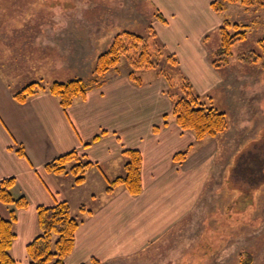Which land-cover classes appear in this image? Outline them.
<instances>
[{
    "label": "rangeland",
    "instance_id": "obj_1",
    "mask_svg": "<svg viewBox=\"0 0 264 264\" xmlns=\"http://www.w3.org/2000/svg\"><path fill=\"white\" fill-rule=\"evenodd\" d=\"M213 1L209 8L220 20L218 27L224 21L237 24L235 33L244 31L246 36L234 42L226 63L218 68L214 65L219 59L213 57L219 46L218 27L201 36L199 51L206 54L202 62L182 68L168 51L164 34L173 36L176 31V16L170 12L174 3L169 0H0V81L6 87L39 83L47 91L54 83L81 80L90 90L95 87L97 58L116 36L130 32L154 39L172 55L177 62L172 83L185 79L203 100L224 112L228 122L221 135L201 140L204 144L197 150L208 157L191 159L183 168L190 173L183 181L198 182L199 190H183L180 197L169 198L168 203L182 210L169 209L167 220L172 223L166 231L154 239L136 238L132 254L113 255L108 249L77 262L75 256L69 259L74 246L64 264H264V57L250 64L238 60L259 53L264 6L225 3L217 13ZM228 32L234 35V30ZM134 59V52L127 53L106 75L129 74ZM154 63L153 68L133 71L134 77L148 83L172 69L164 58L156 57ZM207 86L209 91L201 92ZM249 154L256 159H249ZM229 174L231 190L226 186ZM84 219L78 218L80 225Z\"/></svg>",
    "mask_w": 264,
    "mask_h": 264
},
{
    "label": "crops",
    "instance_id": "obj_2",
    "mask_svg": "<svg viewBox=\"0 0 264 264\" xmlns=\"http://www.w3.org/2000/svg\"><path fill=\"white\" fill-rule=\"evenodd\" d=\"M169 1L174 3L170 12L176 16V31L173 36L164 34L168 51L176 55L182 68L206 60L205 52L199 51L201 36L220 24L209 8L212 0ZM106 77L104 84L90 89L84 100H76L65 111L47 91L18 104L13 94L19 89L6 87L0 81V180L14 178L12 196H23L28 202L26 209L16 211L10 255L17 264H28L26 245L37 235L39 206L51 207L67 201L72 217L85 218L75 233V247L69 258L75 256L77 262H82L108 249L113 255L134 253L136 238L154 239L166 231L172 223L167 220L169 209L181 212L182 206L168 203L169 198L180 197L183 190H199L198 182L192 185L183 181L184 175L190 174L184 173L183 168L191 159L195 162L198 156L208 155L197 150L204 144L202 141H196L191 132L182 131L173 116L169 117L172 101L166 94V82L156 76L151 82L137 85L126 72ZM209 89L207 86L201 92ZM164 115L167 125L163 126ZM95 136L100 137L92 143ZM17 146L23 148L26 157L16 154ZM125 149L137 150L141 155L142 192L133 197L120 186L107 195L105 179L123 174ZM185 150V161L175 163L173 157ZM71 151L97 165L79 186L69 184L73 181L70 176L64 179L44 169L46 163ZM230 176L226 180L229 190ZM65 184H69L68 190L64 189ZM81 206L91 214L81 212ZM9 211L0 203L2 218H8ZM113 255L108 259H113Z\"/></svg>",
    "mask_w": 264,
    "mask_h": 264
},
{
    "label": "trees",
    "instance_id": "obj_3",
    "mask_svg": "<svg viewBox=\"0 0 264 264\" xmlns=\"http://www.w3.org/2000/svg\"><path fill=\"white\" fill-rule=\"evenodd\" d=\"M225 3H239L244 7L264 6V0H214L211 3V7L215 12L219 13L223 11ZM159 19L162 18L160 17ZM230 29L234 30V35L228 32ZM238 30L239 26L237 24H230L227 21H224L218 27L219 46L213 57L219 59L220 64H215V68L226 63L227 58L230 56V48L234 42L243 40L246 37L244 31L235 33ZM257 47L259 49L258 54L242 55L238 60L242 63H256L259 58L264 57L263 39L258 41ZM129 52H134L136 59L130 61L132 71L128 74V78L137 85L142 82L134 77L133 71L153 68L156 57L159 59L164 58L166 62L171 64L169 66L172 69L161 73L159 76L167 83L166 94L172 101L171 114L176 125L182 131L191 132L196 141H201L206 138L219 136L227 129L226 114L216 109L211 101L206 102L203 100L195 93L189 82L181 78L178 84L172 83L174 76L171 70H177L175 67L177 62L172 55H166L164 49L155 43L154 39L149 37L145 38L130 32H123L116 36L110 48L96 60L94 68L96 80L93 81V85L100 87L104 84V76L110 70H116L120 58ZM43 89L44 87L41 84L32 83L15 92L13 99L18 104H23L29 98L41 93ZM88 91L89 87L81 80L54 83L47 89V92L57 100L59 107L63 111L68 109L76 100H84ZM166 118V115L162 117L163 126L167 125ZM157 130L158 127L154 128V132ZM99 137L95 136L92 143L96 142ZM88 145L90 144L86 146ZM15 151L18 156L26 157L21 146H17ZM187 154V150L177 153L173 157L174 162L182 163L186 159ZM123 155L126 158L123 165V174L111 180L105 179L104 191L107 195H110L116 188L122 186L131 196L135 197L142 191L140 175L142 158L137 150L125 149L123 150ZM250 155H248L249 159L253 157ZM253 158L256 159V157ZM96 166V164L86 161L78 152L71 151L52 159L45 164L44 169L54 176L69 175L73 178L74 185L79 186L86 182L87 172ZM234 170L235 168L232 172ZM14 184V178L0 180V203L10 208L8 218L5 219L0 216V264H17L10 255V249L15 239L16 211L26 209L28 206L25 197L14 198L12 196L11 189ZM79 210L91 214V211L86 210L84 206H81ZM36 221L38 234L26 245L28 264H64V260L70 255L74 247L75 233L81 221L72 217L67 201L57 202L51 207H37Z\"/></svg>",
    "mask_w": 264,
    "mask_h": 264
}]
</instances>
